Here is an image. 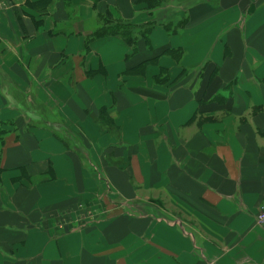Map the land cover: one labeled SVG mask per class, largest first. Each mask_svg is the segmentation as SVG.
Here are the masks:
<instances>
[{"label":"crops","instance_id":"1","mask_svg":"<svg viewBox=\"0 0 264 264\" xmlns=\"http://www.w3.org/2000/svg\"><path fill=\"white\" fill-rule=\"evenodd\" d=\"M42 1L0 0V264H264V0H164L133 48L84 34L145 0Z\"/></svg>","mask_w":264,"mask_h":264},{"label":"trees","instance_id":"2","mask_svg":"<svg viewBox=\"0 0 264 264\" xmlns=\"http://www.w3.org/2000/svg\"><path fill=\"white\" fill-rule=\"evenodd\" d=\"M49 1L50 0H45L40 3L45 4ZM145 2L147 4L149 14H153V16L155 14L154 18L140 23L125 20H107L103 23H100L88 33L84 34L87 42L106 35H115L121 36L125 43L133 48L137 45L138 39H146V33H148V31L156 23L163 24L166 21L172 20L170 13L164 7V0H159L158 2H155V0H145ZM156 9L157 11L155 12ZM156 13L158 14L157 17ZM3 124L4 123H0V141H2L4 134L7 132V127H5Z\"/></svg>","mask_w":264,"mask_h":264},{"label":"rangeland","instance_id":"3","mask_svg":"<svg viewBox=\"0 0 264 264\" xmlns=\"http://www.w3.org/2000/svg\"><path fill=\"white\" fill-rule=\"evenodd\" d=\"M69 26H68V24H67V28H68ZM69 34H74V35H77L76 34V31H69L68 32ZM81 34V33H80ZM29 97V98H28ZM17 102H18V104H20V105H23L24 106V111H26L27 109L31 112V111H33V110H36L37 109V105H39L38 104V102L40 101L39 100V98H37L35 95H29V96H27V97H17ZM27 107H29V108H27ZM39 109V108H38ZM107 114V113H106ZM106 114H103V117L105 118L106 117ZM107 121V120H106ZM69 135H71V132H69V131H67V130H64V132L62 133V136L66 139H69L68 138V136ZM79 143V142H78ZM103 183L104 184H102V186H103V189H102V191H104V190H109V189H111L108 185V183H106V182H104V180H103ZM107 194V193H106ZM95 195V194H94ZM93 202H94V204L97 206V208L95 209V212L97 213V214H100V213H102L104 210L103 209H101V207L100 206H103V205H105L104 203H105V199H104V196L103 195H99L98 197H97V199L96 200H93ZM93 202L92 201H89L88 203H85L84 202V200H82L81 202H79L80 204H81V210L83 211V215L85 214V213H87V212H91V211H89L90 210V207L93 205ZM79 211V210H78ZM70 212H72V211H66L64 214V217H66L68 220H70L69 222H72L73 220H72V218H73V216L71 217V216H69V214L71 215V213ZM71 217V218H70ZM67 225H69L70 226V223H68Z\"/></svg>","mask_w":264,"mask_h":264},{"label":"built area","instance_id":"4","mask_svg":"<svg viewBox=\"0 0 264 264\" xmlns=\"http://www.w3.org/2000/svg\"><path fill=\"white\" fill-rule=\"evenodd\" d=\"M255 221L259 226L264 229V204L259 207L255 215Z\"/></svg>","mask_w":264,"mask_h":264}]
</instances>
